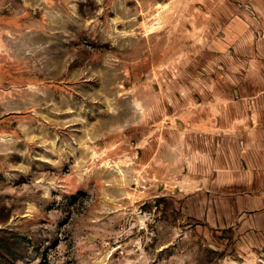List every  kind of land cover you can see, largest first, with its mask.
Here are the masks:
<instances>
[{
    "label": "rangeland",
    "instance_id": "rangeland-1",
    "mask_svg": "<svg viewBox=\"0 0 264 264\" xmlns=\"http://www.w3.org/2000/svg\"><path fill=\"white\" fill-rule=\"evenodd\" d=\"M242 2L0 0L6 264H264L219 175L252 157L224 130Z\"/></svg>",
    "mask_w": 264,
    "mask_h": 264
},
{
    "label": "crops",
    "instance_id": "crops-1",
    "mask_svg": "<svg viewBox=\"0 0 264 264\" xmlns=\"http://www.w3.org/2000/svg\"><path fill=\"white\" fill-rule=\"evenodd\" d=\"M242 1L243 4H239L236 15L231 21L235 54L242 61L237 67L240 72L236 74L239 94L233 97L231 103L239 108L233 120L225 124L224 130L230 132V136L241 143L239 147L244 151L243 154L250 153L252 157L241 159V165L236 167V170L239 168L237 171H233L231 167L228 169L220 166L219 175L224 178L223 184L228 188L224 192L226 210L262 212L264 211V183H262L264 179V0ZM249 219L248 217L246 221Z\"/></svg>",
    "mask_w": 264,
    "mask_h": 264
},
{
    "label": "trees",
    "instance_id": "trees-1",
    "mask_svg": "<svg viewBox=\"0 0 264 264\" xmlns=\"http://www.w3.org/2000/svg\"><path fill=\"white\" fill-rule=\"evenodd\" d=\"M12 230L6 228H0V264H6L7 258L12 254L15 253L11 250L10 245H20L19 241H12L9 236V233Z\"/></svg>",
    "mask_w": 264,
    "mask_h": 264
}]
</instances>
